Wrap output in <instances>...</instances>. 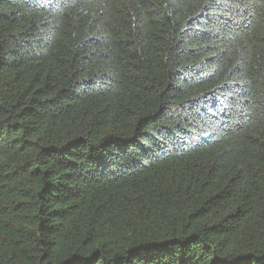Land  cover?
I'll return each instance as SVG.
<instances>
[{"label":"trees","instance_id":"16d2710c","mask_svg":"<svg viewBox=\"0 0 264 264\" xmlns=\"http://www.w3.org/2000/svg\"><path fill=\"white\" fill-rule=\"evenodd\" d=\"M0 264H264V0H0Z\"/></svg>","mask_w":264,"mask_h":264}]
</instances>
